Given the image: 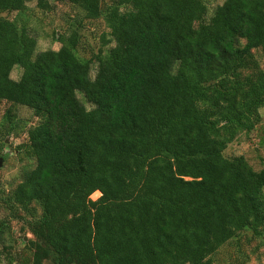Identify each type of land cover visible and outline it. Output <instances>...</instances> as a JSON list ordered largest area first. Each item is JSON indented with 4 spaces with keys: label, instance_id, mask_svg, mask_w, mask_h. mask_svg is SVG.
Here are the masks:
<instances>
[{
    "label": "trees",
    "instance_id": "1",
    "mask_svg": "<svg viewBox=\"0 0 264 264\" xmlns=\"http://www.w3.org/2000/svg\"><path fill=\"white\" fill-rule=\"evenodd\" d=\"M30 1L0 0V106L38 118L35 165L5 199L24 212L31 259L0 264H213L241 231L260 235L264 156L255 170L224 151L261 122L264 0H223L208 20L205 0H58L102 18L116 43L88 60L57 31L58 50L26 43L2 14ZM14 117L0 114V144Z\"/></svg>",
    "mask_w": 264,
    "mask_h": 264
},
{
    "label": "rangeland",
    "instance_id": "2",
    "mask_svg": "<svg viewBox=\"0 0 264 264\" xmlns=\"http://www.w3.org/2000/svg\"><path fill=\"white\" fill-rule=\"evenodd\" d=\"M48 4L42 0H31L27 4V10L22 13H4L2 16L8 19H15L19 26H26V43L35 47L36 52L46 50H58L62 43L56 39L63 34L69 35V40L75 42V53L82 59H94L99 53H104L116 43L112 41L109 30L103 19L89 20L84 17V13L77 7L61 3L58 0H47ZM102 5H110L111 0H102ZM223 0H205L206 20H208L216 7L221 5ZM126 8H120L125 10ZM260 67L264 71V56L255 51ZM22 70L16 66L11 72V78L18 80ZM95 73V66L91 71L92 77ZM77 97L89 110L91 104L87 103L83 95L78 92ZM14 114L15 126L11 132L6 128L2 129L0 148V221H5L3 227L4 243L0 245V254L3 262H9L12 258L15 263L23 261L30 262L31 253L27 246L28 240H33L29 231L27 221L24 219V212L9 208L5 203L7 192L15 186L21 178L32 169L35 160L26 150V143L29 132L37 123L38 118L33 112L22 106H13L10 103L2 102L0 114L3 115L8 110ZM261 122L249 133H241L230 143L224 155L228 158L234 156H244L248 163L255 169L263 167L262 158L264 150L261 144V131L264 128V107L260 109ZM100 193H94L91 198L96 200ZM37 208V214L40 213ZM26 216V215H25ZM28 218V216H26ZM7 256L9 258H7ZM213 264H264V227L260 235H254L249 228L238 233L232 240L223 245L211 256ZM43 264H53L46 260Z\"/></svg>",
    "mask_w": 264,
    "mask_h": 264
},
{
    "label": "water",
    "instance_id": "3",
    "mask_svg": "<svg viewBox=\"0 0 264 264\" xmlns=\"http://www.w3.org/2000/svg\"><path fill=\"white\" fill-rule=\"evenodd\" d=\"M0 164H1V158H0Z\"/></svg>",
    "mask_w": 264,
    "mask_h": 264
}]
</instances>
